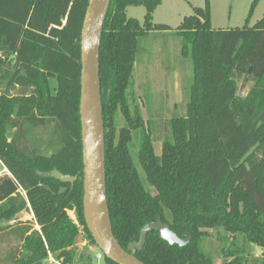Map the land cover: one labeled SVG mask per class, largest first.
<instances>
[{
	"label": "trees",
	"instance_id": "16d2710c",
	"mask_svg": "<svg viewBox=\"0 0 264 264\" xmlns=\"http://www.w3.org/2000/svg\"><path fill=\"white\" fill-rule=\"evenodd\" d=\"M160 4L111 0L103 25L99 79L112 233L126 250L160 218L189 243L169 245L152 232L135 253L138 260L214 264L205 245L211 229L223 244L221 264H247L238 240L264 250V16L252 26L248 16L242 27L215 30L206 1L183 19L174 32L191 69L181 79L183 113L160 120L157 133L135 103L134 68L145 38L172 31L152 21ZM87 6L88 0H0V163L6 169L0 225L7 223L0 232L20 242L6 264H43L50 256L70 264L80 227L96 246L82 206L80 35ZM130 7L145 9L142 23L126 16ZM53 170L77 179L45 176ZM29 212L33 221H18ZM230 237L235 247L225 251ZM253 264H264V253Z\"/></svg>",
	"mask_w": 264,
	"mask_h": 264
},
{
	"label": "rangeland",
	"instance_id": "374dc122",
	"mask_svg": "<svg viewBox=\"0 0 264 264\" xmlns=\"http://www.w3.org/2000/svg\"><path fill=\"white\" fill-rule=\"evenodd\" d=\"M206 1L210 9V25L215 30L242 27L248 16V24L252 26L264 16V0L256 2L250 15L249 12L253 0H161V4L152 15V21L154 24L167 25L172 31L153 33L145 38L141 43L144 53L138 59L139 61L134 68L135 103L141 109L144 121L148 119L154 120V128L157 133L159 132L160 120L164 122L169 120L175 113H183L182 99L178 102L174 101L170 92H173L175 83L178 80L180 81L181 88V79L186 75L190 76L191 73L190 63L180 57V40L174 32L185 17L193 14L194 8H204ZM126 16L142 23L145 9L143 7H130L126 10ZM49 85L53 93L57 86L56 79H49ZM249 87L250 85H248ZM162 135L164 133L160 132L161 137ZM161 145V141L154 142L153 149L155 155L161 154ZM3 172V167L0 164V175ZM69 215L76 221L74 212H69ZM19 216L21 217L18 218V221H29V219L33 221L30 212L22 213ZM6 225L7 223H2L0 226L5 227ZM79 232L80 234L73 250L74 253L70 264H105L103 257L101 259L96 258V255L101 254V252L97 246L89 243L82 234L81 227L79 228ZM207 232L211 237L206 239L205 245L212 252L214 264H221L223 262V252L221 251L223 244L217 240L215 230L210 229ZM231 238L228 239V244L224 245L225 251L235 247L230 241ZM19 243L18 239L14 236L7 232H0V264H6L4 262L5 258L19 246ZM238 245H242L243 249L247 251V264H253L254 260L260 259L264 253L262 248L253 244H247L238 240ZM63 260H57L52 256L51 259L43 264H64Z\"/></svg>",
	"mask_w": 264,
	"mask_h": 264
},
{
	"label": "water",
	"instance_id": "95a60500",
	"mask_svg": "<svg viewBox=\"0 0 264 264\" xmlns=\"http://www.w3.org/2000/svg\"><path fill=\"white\" fill-rule=\"evenodd\" d=\"M111 0H88L81 35V72L79 116L81 126L83 164V218L85 226L101 254L116 264H145L135 257L141 251L147 234L156 232L169 245L183 247L189 237H178L160 218L146 224L139 233L137 242L130 243L124 250L115 239L107 205L105 186V147L102 118V102L99 79V50L104 21ZM251 69L239 88L243 96ZM61 183L73 184L76 177L63 175L57 170L45 174Z\"/></svg>",
	"mask_w": 264,
	"mask_h": 264
},
{
	"label": "crops",
	"instance_id": "0c3cea01",
	"mask_svg": "<svg viewBox=\"0 0 264 264\" xmlns=\"http://www.w3.org/2000/svg\"><path fill=\"white\" fill-rule=\"evenodd\" d=\"M178 82V83H177ZM176 83H175V86H174V88L175 89H173V92H170V95L172 96V99L174 100V101H176V102H178V101H180L181 99H182V94H181V88H180V81L178 80ZM175 91V92H174ZM173 93H174V95H175V97H173L174 95H173ZM162 146V145H161ZM161 150H162V147H161ZM159 152H160V150H159ZM155 153V152H154ZM157 154V153H156ZM160 155V154H159ZM159 155H157V156H159ZM1 164V163H0ZM2 166V165H1ZM3 170H4V172H3V174L4 173H6V169L5 168H3ZM21 216H18V218H20ZM33 217V216H32ZM29 221H30V219H29ZM49 259H51V256L48 258V260Z\"/></svg>",
	"mask_w": 264,
	"mask_h": 264
},
{
	"label": "built area",
	"instance_id": "2783aa9c",
	"mask_svg": "<svg viewBox=\"0 0 264 264\" xmlns=\"http://www.w3.org/2000/svg\"><path fill=\"white\" fill-rule=\"evenodd\" d=\"M96 258H97V259H101V258H102V254H98V255H96Z\"/></svg>",
	"mask_w": 264,
	"mask_h": 264
}]
</instances>
